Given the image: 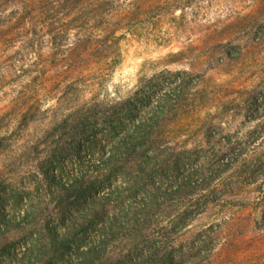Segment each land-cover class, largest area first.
Wrapping results in <instances>:
<instances>
[{"label":"rangeland","instance_id":"obj_1","mask_svg":"<svg viewBox=\"0 0 264 264\" xmlns=\"http://www.w3.org/2000/svg\"><path fill=\"white\" fill-rule=\"evenodd\" d=\"M134 129L167 191L138 218L145 191L98 200ZM154 234L174 264H264V0H0V264H121Z\"/></svg>","mask_w":264,"mask_h":264},{"label":"trees","instance_id":"obj_2","mask_svg":"<svg viewBox=\"0 0 264 264\" xmlns=\"http://www.w3.org/2000/svg\"><path fill=\"white\" fill-rule=\"evenodd\" d=\"M143 133L145 134L146 132L144 131ZM144 134L140 133V130L137 129L129 131L126 134V136L122 138L120 141L111 144L109 151H107V154L104 153L103 159L99 163L102 164L103 168L101 169L104 172L116 170L117 172H119V174H127L128 176L125 181H122L121 184L122 196H120L119 198L117 197V199H112L110 197L114 195V193H116L113 189L114 188L113 185H111L110 183H108L109 185H107V187L104 189V192L98 195V200L105 199V203L108 201L107 203L108 206L106 205V208L109 207L110 204H113L115 202L114 200H117V202L119 201L120 203H122L124 201L122 198L123 195L125 194L124 192L130 189H133L131 191H134V195L138 194L139 192L144 193V191L145 193H147L145 194V196H143L144 200L142 201V203L140 201L135 203L136 204L135 208L137 209H135V211H133L132 213L135 214L136 217L139 216L140 213L146 212V209L152 206L153 204L157 205L160 197L162 195H165L167 192L163 182L158 181L155 175L151 176V171L148 172L147 167H143V165L141 164L142 161H139L140 155L136 153L137 152L136 150L140 145L138 138H140L141 136L144 137L145 136ZM145 140H147V138ZM149 162L150 161L145 162L144 166L146 165L148 166ZM131 171L133 172L130 173ZM163 177L164 179H166L167 175H163ZM185 178L188 179L187 177ZM74 184L76 183L74 182L71 183V185ZM64 188L67 189L69 187H64ZM181 191H182V186H181V190H179L178 192ZM95 199L93 200V203L96 201ZM102 202L104 203V201ZM223 206L227 207V204H224ZM114 218L118 219L117 216L111 217L112 220ZM123 218H124L123 219L124 222L128 223L127 216ZM112 224L115 225L114 222ZM105 228L108 227L105 226ZM108 229L113 231V228H111L110 226ZM59 234L61 236H59ZM157 235L159 234L157 233ZM69 236H70V230L65 231V234L63 233L61 234L58 231L52 230V235L50 237V242H49L50 247L48 246L49 244L47 245L46 243H43L39 247L38 245H35V248L45 253H47L48 251L55 252L58 248L67 247L66 244H67V239L70 238ZM155 236H156L155 234L152 235V237H154L153 238L154 240L150 242L149 251L138 248V251L136 253L132 251L129 252L127 255H125L123 257L124 259L123 263L121 262L120 263L121 264H166L167 261L166 259L168 255H166L165 253H161L162 247H160L159 244L162 242L159 241L158 238ZM147 239L150 238H146V240ZM28 248H24V250H22L20 257L17 256L18 258L17 262H19V264H25V262H27L26 250H28ZM95 249L96 247H93V249H87L83 253L86 254L92 253L94 252ZM168 259L171 262V264H174L175 260L173 257H168ZM14 261L12 260L10 264H13ZM48 264H52V263L49 262Z\"/></svg>","mask_w":264,"mask_h":264}]
</instances>
